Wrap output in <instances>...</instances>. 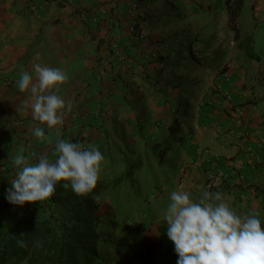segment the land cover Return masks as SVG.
Returning a JSON list of instances; mask_svg holds the SVG:
<instances>
[{
    "label": "crops",
    "instance_id": "1",
    "mask_svg": "<svg viewBox=\"0 0 264 264\" xmlns=\"http://www.w3.org/2000/svg\"><path fill=\"white\" fill-rule=\"evenodd\" d=\"M224 2L0 0V163L13 168L11 158L21 149L33 162L40 155L54 160V142L63 139L99 147L104 156L103 173H110L115 161L122 173L125 164L119 161L140 162L144 151L143 168L147 164L149 172L161 176L157 190L148 191L154 203L168 207L171 192L181 189L196 201L205 191L219 192L236 214H257L264 228V147H259L256 135L264 138V0H242L239 19L240 34L251 37L248 49L259 59L247 57L231 32L222 66L206 70L198 66L202 82L189 88L182 144H175L162 157L154 148L167 139L178 95L185 87L184 74L179 75L173 57L182 30L165 27V17L182 11L201 21L220 5L227 16ZM34 64L60 68L69 76L60 94L72 102V110L66 112L59 137L22 107L29 93L19 91V73H31ZM36 126L44 129L50 143L34 136ZM248 147L259 156L260 164L234 172L232 162L246 159ZM197 148L208 150L211 158L219 160L218 166L230 173L224 184L209 189L205 156L198 157ZM7 175L0 176V202L10 186ZM38 204L26 203L21 214ZM150 215L155 219L156 211ZM161 219L162 239L167 240L168 250H175L166 234V221ZM137 223L136 228H142L143 223ZM156 233L160 234L154 232L148 246L160 241ZM171 253L164 264H177L178 256L171 260ZM131 260L154 264L153 253L146 248L142 253L132 252Z\"/></svg>",
    "mask_w": 264,
    "mask_h": 264
},
{
    "label": "clouds",
    "instance_id": "2",
    "mask_svg": "<svg viewBox=\"0 0 264 264\" xmlns=\"http://www.w3.org/2000/svg\"><path fill=\"white\" fill-rule=\"evenodd\" d=\"M19 76V91L29 93L22 102L23 109H30L35 121L59 137L66 112L72 110V102L60 94L68 74L60 68L34 64L31 73L25 70ZM32 131L37 139L51 142L42 127ZM54 151V160L40 155L33 162L23 149L11 158L16 173L7 191L10 204L23 206L47 200L58 184L66 189L70 186L79 196L93 192L104 162L100 150L57 139ZM170 201L164 220L167 237L178 256L177 264H264V228L257 214H236L219 192L205 191L196 201L181 189L171 192ZM18 244L27 247L24 239Z\"/></svg>",
    "mask_w": 264,
    "mask_h": 264
},
{
    "label": "trees",
    "instance_id": "3",
    "mask_svg": "<svg viewBox=\"0 0 264 264\" xmlns=\"http://www.w3.org/2000/svg\"><path fill=\"white\" fill-rule=\"evenodd\" d=\"M224 5L228 14V26L234 34V41L239 42L240 48L244 46L247 57L258 60L259 57L248 49L251 37L243 38L240 34L239 19L242 0H225ZM193 44H197V41L188 38L179 41L178 54L183 52L188 54ZM201 50L205 53L208 51L206 43L202 45ZM206 55L207 58L201 60L204 68L218 69L222 66L225 49L218 48ZM190 98L189 90H182L179 93L172 121L167 128V139L158 143V146H154L155 149L160 150L158 153L160 157L172 151L175 144H182ZM95 148L102 153L99 147ZM157 161L161 162L160 158ZM142 171L143 165L138 159H127L125 169L120 175L110 179L100 177L96 188L87 196H79L70 186L66 189L62 184H58L55 194L44 200L46 203L43 207L29 208L11 224L0 223V264L103 263V256L99 252L104 240L101 237L104 231L103 218L99 215L101 196L111 188L114 190L123 182H136L135 184L139 185V181H136L137 174ZM110 180L112 183H109ZM138 185L134 188L137 189ZM105 226L106 224L104 228ZM117 229L116 223L109 225V230L113 233ZM108 233L110 234V231ZM21 234L25 236L21 237ZM21 239L27 242V247L19 246L18 241Z\"/></svg>",
    "mask_w": 264,
    "mask_h": 264
},
{
    "label": "rangeland",
    "instance_id": "4",
    "mask_svg": "<svg viewBox=\"0 0 264 264\" xmlns=\"http://www.w3.org/2000/svg\"><path fill=\"white\" fill-rule=\"evenodd\" d=\"M222 9L221 5L215 9L213 8L211 14L203 17L201 21L198 20V17L194 18L188 16L182 11H180L181 14L178 16L174 13L173 16H169V14L165 17L168 23L165 27L182 30V34L177 37L179 41H184L187 37L188 39L197 41V44H193V47L191 45L188 54L185 52L178 54L179 50L177 49V51H175L176 54L173 56L175 66L180 67L179 75L184 74L185 87L183 90H189V88L191 89V87L197 85V83L202 82V80L199 79H201L203 75L202 71L198 69V66L200 65L206 70L201 63V60L203 61L207 58L206 54L218 48L224 50L225 46L228 45L226 41H229L232 30L228 26V14L225 16ZM207 27L217 28L209 29ZM189 28L193 30L196 29V32H191V30L189 33ZM205 43L208 49L206 53L201 50L202 45ZM209 64L212 65V63ZM84 145L89 147L88 144ZM187 146L191 145L187 143ZM141 154L144 157L140 162L145 163L144 158L147 154H145L144 151H142ZM117 163L118 162L115 161L112 165L115 167H113L114 169L110 173H103L101 170L100 177L105 178L103 175H106L109 178H114L120 175L121 172ZM119 163L122 165L125 164L126 161H119ZM1 168H3V170ZM13 168L8 169L6 164L0 163V176L6 177L2 175L8 174L7 176L11 182V180L15 178L16 173V169L14 168V170ZM149 169L150 168L146 164L143 171L137 174L138 180L136 181H139V185L135 184L136 182H123L119 184L117 190H113L111 186V190L109 189V191L101 196L99 215L103 218L102 227L104 229L101 233V237L104 238L103 246H101L99 250L100 254L103 256V263L101 264H138V262L131 260V253H142L145 248L153 253L154 264H164L169 251L172 252L171 260H174L175 256H177L175 250H168V242L162 239V233H160L163 226L161 218L164 217L167 206H160V203L156 204L153 199H149L152 193L148 191H150L152 187L154 190H157L161 176L154 175L153 172H149ZM144 173L147 175H143ZM109 183H112V181ZM135 185H138L137 189L134 188ZM10 187L11 184L7 187V191ZM7 191L3 192V200L0 202V223L11 224L22 215L21 211L24 205L18 206L10 204L6 198ZM159 195L161 196V193H158L156 196ZM38 202V206L40 207H43L46 203L45 201ZM152 210L156 211L155 219L154 216L150 215V211ZM157 219L160 221L154 224L153 221L156 222ZM137 222L143 223L142 228H139V226L136 228V225H138ZM113 223L118 225V229L114 233L109 230V225ZM104 224H106L105 228ZM108 231H110V234ZM154 232L160 233L159 235L156 233L160 241L157 242L156 246H148L151 244V236L152 239L155 236ZM106 245H108L107 248ZM123 259L125 261H123Z\"/></svg>",
    "mask_w": 264,
    "mask_h": 264
},
{
    "label": "built area",
    "instance_id": "5",
    "mask_svg": "<svg viewBox=\"0 0 264 264\" xmlns=\"http://www.w3.org/2000/svg\"><path fill=\"white\" fill-rule=\"evenodd\" d=\"M153 57H156V54L153 55ZM223 78L225 81H228V74L226 72L222 73ZM217 90H221V85L217 84L216 86ZM226 95V94H225ZM95 114H98L96 112ZM74 130L78 129V126L73 127ZM258 136V143L259 147L263 148L264 147V138L259 134L256 133ZM85 148H88L86 145L82 144ZM196 155L198 157L205 156L204 163L206 164V167L204 168V175H205V181L207 183V186L209 189L212 187H215V185H221L222 183L224 184L229 178H230V173L224 171L223 168L218 166L219 160L218 159H213L209 156V151L206 149H196ZM246 159L244 160H236L232 162V170L234 172L240 173L242 170H244L247 167H251L253 169L257 168V166L260 164V158L259 156L253 151L251 147H248L247 152H246ZM208 156V157H207ZM3 170V168H1ZM0 169V170H1Z\"/></svg>",
    "mask_w": 264,
    "mask_h": 264
}]
</instances>
